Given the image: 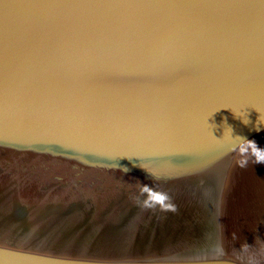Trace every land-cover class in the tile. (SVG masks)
Returning a JSON list of instances; mask_svg holds the SVG:
<instances>
[{
	"label": "water",
	"instance_id": "obj_1",
	"mask_svg": "<svg viewBox=\"0 0 264 264\" xmlns=\"http://www.w3.org/2000/svg\"><path fill=\"white\" fill-rule=\"evenodd\" d=\"M262 121L264 0H0V264H264V164L256 244L215 234L231 130L264 146ZM101 232L134 245L73 244Z\"/></svg>",
	"mask_w": 264,
	"mask_h": 264
},
{
	"label": "bare ground",
	"instance_id": "obj_2",
	"mask_svg": "<svg viewBox=\"0 0 264 264\" xmlns=\"http://www.w3.org/2000/svg\"><path fill=\"white\" fill-rule=\"evenodd\" d=\"M247 171L245 168H242L238 175L236 176V180L232 186L233 190L231 193H226L223 195L225 199H221L218 202L217 206V230L215 234L217 239L222 244H228L230 242L236 244L240 248H246L251 245L256 244V236L252 233L248 232L249 219L248 214L251 216L253 214V210L247 207L246 204L251 202L250 198H248L247 187L249 185V180H247ZM9 190V185L6 182H0V195L5 194ZM8 193V194H9ZM228 198V199H227ZM18 221L20 224H16L13 227L14 232H22L24 230V220H14ZM24 222V223H23ZM73 229V227H72ZM37 231H40L38 229ZM62 232L63 230H55V232ZM80 234H78L79 236ZM105 233H97L93 234V239L88 241L86 245H82L80 240H76L73 244L77 247L80 245L85 249L86 246L90 248V250L95 251L98 247L103 248L104 250H110L108 252L112 253H121L123 251H128V246L130 248L133 247V244H129L127 246V241L132 238L131 234L125 233L122 238L124 239V246L118 245L119 241L117 238H113L110 234L109 237H105ZM135 237V236H134ZM127 240V241H126ZM133 242V240H132ZM127 246V247H126ZM119 247H123L124 250H118ZM250 247V248H251Z\"/></svg>",
	"mask_w": 264,
	"mask_h": 264
},
{
	"label": "clouds",
	"instance_id": "obj_3",
	"mask_svg": "<svg viewBox=\"0 0 264 264\" xmlns=\"http://www.w3.org/2000/svg\"><path fill=\"white\" fill-rule=\"evenodd\" d=\"M245 124L248 121H244ZM264 123V121L260 122ZM259 123L257 125V131H259ZM230 151L236 152L240 155L238 161L241 168L248 166L249 161L256 164H264V146H260L254 139H248L242 136H232L231 130V144ZM153 179V181H160L162 178L155 172L146 169ZM123 172H127V168L122 169ZM143 199L140 201L141 205L145 208H160L161 210L175 211V206L171 203V196L169 193L159 190L158 187H153L148 184H144L140 188Z\"/></svg>",
	"mask_w": 264,
	"mask_h": 264
},
{
	"label": "rangeland",
	"instance_id": "obj_4",
	"mask_svg": "<svg viewBox=\"0 0 264 264\" xmlns=\"http://www.w3.org/2000/svg\"><path fill=\"white\" fill-rule=\"evenodd\" d=\"M253 218L255 219V218H257L256 216H253Z\"/></svg>",
	"mask_w": 264,
	"mask_h": 264
}]
</instances>
